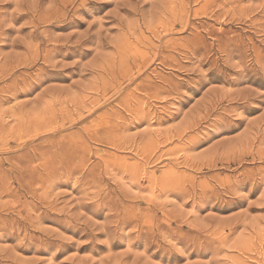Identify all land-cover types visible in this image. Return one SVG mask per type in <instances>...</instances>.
Here are the masks:
<instances>
[{
    "label": "rangeland",
    "instance_id": "rangeland-1",
    "mask_svg": "<svg viewBox=\"0 0 264 264\" xmlns=\"http://www.w3.org/2000/svg\"><path fill=\"white\" fill-rule=\"evenodd\" d=\"M0 264H264V0H0Z\"/></svg>",
    "mask_w": 264,
    "mask_h": 264
}]
</instances>
